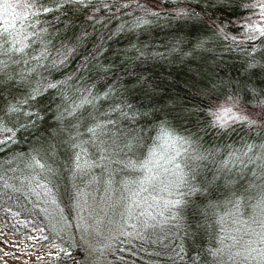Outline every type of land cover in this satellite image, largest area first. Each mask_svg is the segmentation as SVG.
<instances>
[{
	"label": "trees",
	"instance_id": "16d2710c",
	"mask_svg": "<svg viewBox=\"0 0 264 264\" xmlns=\"http://www.w3.org/2000/svg\"><path fill=\"white\" fill-rule=\"evenodd\" d=\"M45 6L53 11L37 18L38 35L29 49L38 59L10 65L0 82V141H5L0 143V212L14 210L65 250L50 264H93L79 228L80 214L89 204L94 212L105 198L111 210L121 209L126 193L115 182L118 176L108 186V174L96 168V181L84 189L87 204L75 206L69 199L74 191L72 125L83 117L84 131L92 113L123 127L146 129L143 134L154 138L166 123L176 134L198 141L200 151L212 153L205 162L208 169L222 168L227 161L229 170L221 175L229 183L225 187L222 179L209 193L191 197L181 218L162 226L145 231L139 221L128 219L105 264H194L197 256L199 264H206L216 231L214 218L204 215L209 202L247 187L248 206L264 187V159L248 160L264 157L259 147L264 124L219 127L211 115L234 104L251 119H264V37L243 27L251 26L246 22L257 10L240 7L239 0H63L58 10L49 0ZM48 83L57 87L47 88ZM34 88L43 90L36 99L7 112L9 103L24 100ZM82 97L92 103L69 115L65 109ZM116 108L137 113L136 119L125 120ZM105 112L110 115L101 114ZM247 145L255 147L244 155ZM33 156L55 171L28 167ZM38 183L47 184V194Z\"/></svg>",
	"mask_w": 264,
	"mask_h": 264
},
{
	"label": "snow or ice",
	"instance_id": "6c2138e0",
	"mask_svg": "<svg viewBox=\"0 0 264 264\" xmlns=\"http://www.w3.org/2000/svg\"><path fill=\"white\" fill-rule=\"evenodd\" d=\"M47 2L49 0H0V82L6 75L5 69L10 65H26L28 58L38 59L29 49L34 42L32 38L38 35L34 31L41 23L37 18L42 13L53 11L52 8L45 6ZM51 2L56 4V10L63 6V0ZM67 2L83 3V0ZM239 6L258 10L257 14L264 23V0L252 2L239 0ZM243 27L246 32L258 33L264 37V27L256 24ZM41 56H44L43 52ZM8 79L15 81L16 77L8 75ZM56 87L55 83L47 84V88ZM42 91L41 88L32 89L24 100L16 104L9 103L7 112H17L19 103L36 99ZM91 103L87 97H82L79 103L73 102L65 111L75 116L80 108ZM114 111H118L125 120L136 119L137 113L126 112L123 108H116ZM101 114L110 115L107 112ZM211 115L214 117L215 125L219 127H225L230 122L264 124V119L257 121L247 115L234 113L231 107L213 111ZM89 118L90 122L84 125V131H80L83 117H78L72 125L76 132L70 136V171L74 191L69 193V199L76 201L75 206H79L81 201L87 204L84 189L96 181L93 170L101 168L102 174L105 172L108 174L106 181L108 186H111L115 177H119L115 182L119 183L123 193H126L121 196L124 212L129 219L139 221L146 231L180 219L182 210L192 203L191 197L209 193L219 186L218 182L222 179L225 180V187L229 183L221 175L222 172L229 170L227 161L223 162L222 168L208 169L205 162L212 153L200 151L198 141L190 136L176 134L166 123L158 126L157 134L152 138L143 134L146 129L123 127L116 119L101 120L92 113H89ZM7 131L11 132L12 129ZM149 140L151 144L148 143ZM254 147L255 145H247L244 155L252 152ZM259 147L264 149V144ZM256 159L264 157H248L253 163ZM28 167L38 168L41 172L55 171L50 164L41 162L35 156ZM32 179L36 177L33 176ZM77 180L79 184L75 182ZM37 186L45 189L47 194L46 183H38ZM247 198L248 188L245 187L242 192H231L223 200L209 202L204 215L206 218L208 216L214 218L216 231L215 245L206 249L211 257L206 264H264V187L261 188L255 204L245 206ZM193 259L194 264H199L198 256Z\"/></svg>",
	"mask_w": 264,
	"mask_h": 264
},
{
	"label": "rangeland",
	"instance_id": "374dc122",
	"mask_svg": "<svg viewBox=\"0 0 264 264\" xmlns=\"http://www.w3.org/2000/svg\"><path fill=\"white\" fill-rule=\"evenodd\" d=\"M257 12L246 23L264 27ZM224 107H231L237 114L248 113L234 104H224L217 111ZM107 199L99 200L94 212H91L89 204L80 214L79 228L88 251V259L93 264H105V255L111 249L112 241L122 232L125 221L129 219L124 210H121L123 207L111 210ZM120 204L123 206V202ZM60 250L59 246L47 240L43 228L31 226L28 220L20 218L14 210L4 209L0 212V264H50L54 257L60 255Z\"/></svg>",
	"mask_w": 264,
	"mask_h": 264
}]
</instances>
